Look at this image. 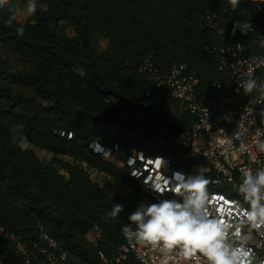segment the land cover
<instances>
[{
    "label": "trees",
    "instance_id": "obj_1",
    "mask_svg": "<svg viewBox=\"0 0 264 264\" xmlns=\"http://www.w3.org/2000/svg\"><path fill=\"white\" fill-rule=\"evenodd\" d=\"M26 3L7 0L0 7V46L15 61L0 53V227L19 236L32 259L43 243V228L70 264H106L100 253L112 259L124 243L122 228H135L128 216L142 202L155 201L90 145L120 149L117 161L125 153L146 152L191 170L172 144L187 136L192 119L177 115L178 102L157 89L141 65L146 59L162 67L185 64L199 78V94L213 93L219 74L206 50L213 34L205 15L228 7L227 0H36L31 20L20 22L16 13ZM237 20L251 24V30L233 35ZM21 26L24 33L18 35ZM227 32L229 42L261 53L264 4L244 0L232 12ZM132 111L183 136L142 134L134 121L122 118ZM19 128L29 145L52 155L50 161L14 142ZM92 171L122 184L128 194L110 196L91 178ZM113 204L124 209L115 220L107 216ZM96 227L100 236L90 243L86 234ZM0 264H27L1 234Z\"/></svg>",
    "mask_w": 264,
    "mask_h": 264
},
{
    "label": "built area",
    "instance_id": "obj_2",
    "mask_svg": "<svg viewBox=\"0 0 264 264\" xmlns=\"http://www.w3.org/2000/svg\"><path fill=\"white\" fill-rule=\"evenodd\" d=\"M224 9L207 11L205 15L206 25L213 34L206 50L215 58L219 74V79L212 85L213 93L199 94V78L185 64L162 67L154 60L146 59L141 65V72L156 88L178 102L177 115L192 119L187 136L172 144L174 150L185 156L191 170L177 169L168 158L146 152L125 153L121 161H117L120 149L98 142L90 147L106 160L116 162L155 202L175 198L170 190L173 185L190 176L203 175L209 181L207 208L210 217L229 225L227 243L249 251L251 264H264V224L256 227L247 222L245 213L250 211V204L239 192L243 172L252 170L255 174L264 169V151L259 147L260 142H264V117L260 115L264 111V99L259 91L245 95L239 87V82L248 78L264 83V67H256L249 60V57L264 56V48L260 46L264 33L258 38L259 54H254L248 44L229 42L227 27L232 13H225ZM237 45L244 50L240 51ZM237 132L241 133L239 137ZM157 157L163 159V166L157 165ZM92 174L104 176L110 185L123 186L105 174L95 171ZM126 190L129 192L128 188ZM39 232L43 243L32 259L21 238L0 227V234L14 242L27 264H32L33 260L35 264H70L67 252L56 240L43 228ZM99 236L96 227L86 234V239L95 243ZM123 238L124 243L112 259L100 253L106 264H161L165 258L157 248ZM168 256L169 264H207L199 254L188 259L182 257L179 249H174Z\"/></svg>",
    "mask_w": 264,
    "mask_h": 264
},
{
    "label": "clouds",
    "instance_id": "obj_3",
    "mask_svg": "<svg viewBox=\"0 0 264 264\" xmlns=\"http://www.w3.org/2000/svg\"><path fill=\"white\" fill-rule=\"evenodd\" d=\"M244 0H227L225 13H232L240 8ZM257 4V0H249ZM264 4V0H260ZM7 4V0H0V7ZM37 9L36 0H28L26 12L34 14ZM15 17L8 20L11 26ZM239 30L241 34H247L251 30V24L237 20L233 24L232 33ZM18 35H23V26L16 29ZM260 46L264 48V41ZM243 51L241 45H237ZM256 67H264V56L249 57ZM245 95L259 91L264 99V83H258L254 78H248L239 82ZM264 117V111L260 113ZM241 133L237 132L239 137ZM259 147L264 151V142ZM162 166L164 161L157 157ZM239 192L250 204V211H246L247 222L259 227L264 224V169L253 174L252 170L243 172ZM209 181L203 175L190 176L182 183L173 185L171 193L173 199H159L155 203H141L129 216L130 225L122 229L123 236L137 243L150 245L165 254L161 264H169V256L174 249H179L182 257L188 259L203 256L207 264H251L250 252L243 247L235 248L229 243V225L222 223L220 219L211 218L208 208L207 185ZM123 206L113 204L107 216L115 220L122 212Z\"/></svg>",
    "mask_w": 264,
    "mask_h": 264
},
{
    "label": "rangeland",
    "instance_id": "obj_4",
    "mask_svg": "<svg viewBox=\"0 0 264 264\" xmlns=\"http://www.w3.org/2000/svg\"><path fill=\"white\" fill-rule=\"evenodd\" d=\"M26 4H24L22 6V8H20L18 10V12L16 13V19L20 22H28L31 20L32 14H28L26 12ZM69 35H72V29H68L67 30ZM0 53L7 58L11 63H15L14 59L9 57L7 53H5L3 51V48L0 46ZM122 118L125 121H134L137 126L139 131L142 134H145L149 131L155 132L156 134H158L159 136H167L169 139L174 138V137H182L183 133L176 130H170L167 127H164L160 124H158L152 117H150L149 115H147L146 113L143 112H138V111H132L129 113H122ZM14 142L21 147L22 149H32L37 157L43 161V162H48L51 160L52 155L46 151L43 150H39L31 145H29L26 142V139L23 135V129L19 128L17 129V131L14 134ZM108 143V142H106ZM117 147H120L119 145H116ZM63 160L69 161V159L67 158H63ZM91 178L95 181V182H99V184L106 188L105 190L107 191V193L114 197V196H118V195H127L128 191L126 190L125 187L121 186V185H110L107 183V178H105L104 176H98L96 174H92ZM82 236H76V239L81 240Z\"/></svg>",
    "mask_w": 264,
    "mask_h": 264
},
{
    "label": "snow or ice",
    "instance_id": "obj_5",
    "mask_svg": "<svg viewBox=\"0 0 264 264\" xmlns=\"http://www.w3.org/2000/svg\"><path fill=\"white\" fill-rule=\"evenodd\" d=\"M159 164V162L157 161V165Z\"/></svg>",
    "mask_w": 264,
    "mask_h": 264
}]
</instances>
